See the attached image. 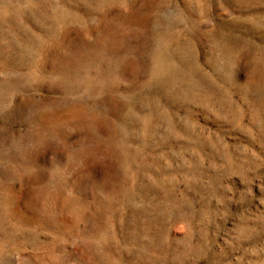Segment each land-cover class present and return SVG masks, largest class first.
Wrapping results in <instances>:
<instances>
[{
    "label": "rangeland",
    "instance_id": "1",
    "mask_svg": "<svg viewBox=\"0 0 264 264\" xmlns=\"http://www.w3.org/2000/svg\"><path fill=\"white\" fill-rule=\"evenodd\" d=\"M0 264H264V0H0Z\"/></svg>",
    "mask_w": 264,
    "mask_h": 264
}]
</instances>
